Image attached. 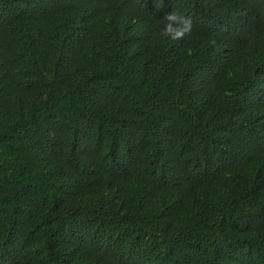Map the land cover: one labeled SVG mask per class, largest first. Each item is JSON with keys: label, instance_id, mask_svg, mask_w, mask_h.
Wrapping results in <instances>:
<instances>
[{"label": "trees", "instance_id": "16d2710c", "mask_svg": "<svg viewBox=\"0 0 264 264\" xmlns=\"http://www.w3.org/2000/svg\"><path fill=\"white\" fill-rule=\"evenodd\" d=\"M0 264H264V0H0Z\"/></svg>", "mask_w": 264, "mask_h": 264}, {"label": "clouds", "instance_id": "9594fccd", "mask_svg": "<svg viewBox=\"0 0 264 264\" xmlns=\"http://www.w3.org/2000/svg\"><path fill=\"white\" fill-rule=\"evenodd\" d=\"M163 20L166 23L161 32L162 36L179 41L190 35L192 30V19L190 16H186L179 11H171L166 14ZM211 42L215 43L214 40Z\"/></svg>", "mask_w": 264, "mask_h": 264}]
</instances>
